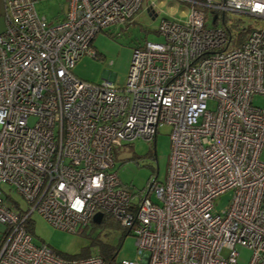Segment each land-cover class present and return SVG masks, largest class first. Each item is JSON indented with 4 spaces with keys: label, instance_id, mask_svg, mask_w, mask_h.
I'll return each mask as SVG.
<instances>
[{
    "label": "built area",
    "instance_id": "1",
    "mask_svg": "<svg viewBox=\"0 0 264 264\" xmlns=\"http://www.w3.org/2000/svg\"><path fill=\"white\" fill-rule=\"evenodd\" d=\"M2 1L0 264H238L237 245L251 251L247 264H264V108L251 104L264 94V11L254 10L264 0H179L189 21L161 19L162 40L133 48L123 85L86 81L71 68L95 55L97 32L126 28L142 0H66L55 22L39 14L38 0ZM227 11L263 24L239 39L216 25ZM29 116L37 117L32 125ZM164 124L166 177L135 203L113 168L114 148L153 140ZM226 190L229 204L217 212L213 199ZM96 212L132 229L136 259L66 258L26 228L36 213L80 231Z\"/></svg>",
    "mask_w": 264,
    "mask_h": 264
},
{
    "label": "rangeland",
    "instance_id": "2",
    "mask_svg": "<svg viewBox=\"0 0 264 264\" xmlns=\"http://www.w3.org/2000/svg\"><path fill=\"white\" fill-rule=\"evenodd\" d=\"M161 3L162 0H155V2L154 0H142L132 20L126 24V28L112 25L97 32L92 40V47L98 55L95 57L82 55L72 66V73L80 79L93 83H100L110 78L114 83L123 85L127 79L133 48L142 45L145 41L162 40L157 33L161 19L179 21L178 18L164 14L169 8L179 5L181 11L188 10L187 6L179 0H167L163 9L158 7ZM149 6L153 13L147 10ZM35 7L39 14L45 16L48 21L55 22L66 8V0H38ZM204 11L207 25H215L212 23L211 10L205 8ZM223 21L219 18L216 25L227 24L234 37L244 28L259 27L263 24L262 20L249 14L234 11H227ZM3 30L4 9L2 0H0V32ZM251 104L264 108V94H253ZM207 106L213 108L214 102L208 100ZM36 120V116H29L28 124H34ZM169 132V125H160L156 128L153 140L135 139L122 142L114 148L113 168L117 172L121 185L132 193V201L135 203L152 183L163 182L166 177L170 154ZM261 159L264 160V152L261 154ZM1 186L2 194L10 195L21 208H26L27 202L19 193L11 191L7 184ZM231 194V190H226L213 199V206L217 212L222 211L229 204ZM149 199L154 203H159L154 193L150 194ZM30 219L32 220L33 242L45 243L61 256L98 254L99 244L105 243L110 246L120 244L114 260L137 258L132 229L122 227L113 215L105 214L104 219L99 223L89 221L82 227V230L73 232L54 227L36 213L31 214ZM2 227L3 225L0 224V230ZM236 250L238 252L237 263L247 264L251 251L240 245L236 246Z\"/></svg>",
    "mask_w": 264,
    "mask_h": 264
},
{
    "label": "trees",
    "instance_id": "3",
    "mask_svg": "<svg viewBox=\"0 0 264 264\" xmlns=\"http://www.w3.org/2000/svg\"><path fill=\"white\" fill-rule=\"evenodd\" d=\"M247 31H248V28L242 29L239 32V34H238L239 39L244 38L246 36V32ZM138 46H140V45H138ZM97 55L98 54L95 53L94 57L97 56ZM103 219H104V217L101 219V221ZM25 222H26L27 230L32 234V220L30 218H27ZM119 246H120V244H118L117 246H110V245L105 244V243H100L99 244V253L98 254H100L101 256H103L106 259L114 258V255H115L116 251L118 250ZM87 255H89V253L88 254H83V255H80V256H72V257L64 256V255H62V256L66 257V258H80V257H84V256H87Z\"/></svg>",
    "mask_w": 264,
    "mask_h": 264
},
{
    "label": "clouds",
    "instance_id": "4",
    "mask_svg": "<svg viewBox=\"0 0 264 264\" xmlns=\"http://www.w3.org/2000/svg\"><path fill=\"white\" fill-rule=\"evenodd\" d=\"M155 2V0H154ZM167 4V0H162V3L158 5V7L160 9H163ZM254 10H261V11H264V5H260V4H257L255 5L254 7ZM177 13H178V16H177ZM165 15H169L171 17H175V18H178L180 22H188L189 21V18L190 16L192 15V13L190 12V10H183L181 11L180 8H179V5H175L173 6L172 8H169L167 10V12L164 13ZM101 185L97 182L96 183V187H100ZM80 203L81 202H77V206H76V210L79 211L81 210L80 209Z\"/></svg>",
    "mask_w": 264,
    "mask_h": 264
},
{
    "label": "water",
    "instance_id": "5",
    "mask_svg": "<svg viewBox=\"0 0 264 264\" xmlns=\"http://www.w3.org/2000/svg\"><path fill=\"white\" fill-rule=\"evenodd\" d=\"M101 218H102V212H96L92 216V221L95 222V223H99L101 221Z\"/></svg>",
    "mask_w": 264,
    "mask_h": 264
},
{
    "label": "crops",
    "instance_id": "6",
    "mask_svg": "<svg viewBox=\"0 0 264 264\" xmlns=\"http://www.w3.org/2000/svg\"><path fill=\"white\" fill-rule=\"evenodd\" d=\"M2 3H3V1H2ZM3 9H4V7H3ZM64 10H65V9H64ZM63 12H64V11H63ZM62 16H63V13L61 14V17H60L59 19H61V18H62ZM59 19H58V20H59Z\"/></svg>",
    "mask_w": 264,
    "mask_h": 264
}]
</instances>
